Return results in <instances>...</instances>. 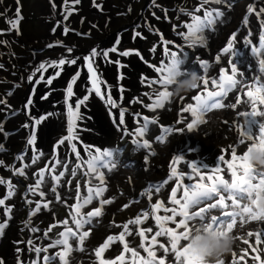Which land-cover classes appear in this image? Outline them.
<instances>
[{
	"label": "rangeland",
	"instance_id": "1",
	"mask_svg": "<svg viewBox=\"0 0 264 264\" xmlns=\"http://www.w3.org/2000/svg\"><path fill=\"white\" fill-rule=\"evenodd\" d=\"M156 1H159L156 5L162 12L163 19L167 20L169 30L171 29L175 33L182 30L180 27L182 24L191 22L190 15L186 14L183 9H188L191 15L200 16H203V12L208 10L209 6L210 10L214 8L224 12L230 10V14H234L237 10L241 11V19L237 22L238 29L235 30L239 34L237 53L232 57L233 63L237 67L242 66L241 72L245 74V79L250 83H253L249 79L252 76L262 75L264 77V74L254 70L252 60L255 58L251 50L244 47L242 43L245 38H248L254 42L253 46L258 47L259 36L264 33V27L260 23L261 20H264V16L257 17L254 13L247 12L249 5L257 7L254 5L253 0H233L226 4L209 2L204 4L202 8L201 0ZM237 1L241 2L238 6L235 5L238 3ZM52 2L53 0H20L23 20L19 24V31L17 32L16 29L11 28L9 22L16 18V0H0V100L6 101V104H0V111L3 110L0 113V122H3L5 132L9 133L7 137L0 133V144H3L5 149V152H0V160L4 161V164L0 165V180L5 181V183H0V199H5L10 190L14 191L11 198L5 199V205L0 206V222L8 219L5 215V208H12V218L8 220L9 226L5 229L4 234L0 236V259L4 261V264H18L17 248L23 250L19 253V259L23 264H28L30 260L35 259V253L28 252V248L31 247V245L26 244L28 239H31L37 247H45L50 243L49 241L60 238L58 234L65 231L66 228H72L73 231H76L73 220L75 204L80 202L81 198L87 196L89 187L100 185L98 179L85 176L80 170L79 163L81 159L84 162L83 158L87 157V148L91 147L93 154H97L95 153L96 147H99L101 151L114 149L116 152L119 149V152H116L115 155L120 159V162L117 163L118 168L111 170V172L102 170L105 174V182L100 185L105 188L102 196L95 198L90 205L82 209L84 213H87L100 206L101 200H112L111 204L103 206L102 216L94 218L93 225L86 226V230L90 228L91 231L84 246L94 247L108 235H118L123 230L122 225L128 223L129 220H134L138 214H141V211L149 207L150 203L159 201L165 207H170L171 188L176 186L175 179L163 185L159 193L152 190L151 201L148 200L147 196H141V193L148 189L149 183H161L171 175L170 165L173 155L184 156L188 160L202 162L209 165V167L215 166L220 153L212 155L206 152L205 145L211 142L210 139L214 138L221 149H228V146L234 143L233 139L238 134L235 130L236 124L243 120L233 109L214 110L207 115V123L200 126L198 131L174 132L170 135L167 142L173 141L174 143L170 147V151L168 150L170 145L167 146V142L164 144L153 143L152 150H135L133 140L142 142L144 138H147L152 143L153 138L161 134L162 127L171 126L174 121L180 120L179 126L186 128V123L190 122V119H188L189 114H183L182 116V109L177 110L179 102L172 103L171 111L166 109L151 110L148 107L155 99V96L152 95L153 88L158 87V85L149 87L146 81L158 78L159 74L155 72V67L161 66L167 60V56L163 51L165 47L164 40L170 42L167 45L170 51L180 54H182V51L189 52L186 58L183 57V65L185 66L186 63L194 65L187 67V71H196L203 74L193 55L209 58V61L211 59L210 65H215V59L211 57L217 50L215 43L220 40H228V38L217 39L214 32L207 33L208 40L212 43V50L210 53H204L201 56L202 48L190 49L187 46V41L182 37L170 35L168 29L162 33H158L154 29V26H158L157 29H159L162 26V21L154 17V12L151 10V5H154L153 0H95V3L100 5L99 8L94 6L93 0H80L79 4H73L72 0H68L67 5L64 4V0H54L56 8L52 7ZM261 2L263 3L257 7V10L261 6L264 7V0H261ZM228 4H231L230 8ZM66 7L72 11V15L68 17L67 21H64L63 13ZM197 8L201 9L200 12L195 11ZM245 16L248 17L247 24L243 22ZM138 17H140L141 22L136 29L128 26ZM181 18H183L182 21ZM231 18L232 16H230V21ZM58 21L61 22V25L56 27ZM65 25L70 29L67 35L63 34ZM54 27H56V31L53 33L52 29ZM117 27H122L124 30L109 42L111 38L108 39V36ZM182 31H186V29L184 28ZM81 33L85 35H81ZM249 33H251L250 36ZM57 41L62 43L58 44ZM117 41H119L118 44ZM48 45L53 46L48 47ZM109 46L116 47V52L103 57L102 52ZM153 47L156 48L155 52L151 51ZM68 48H72V52H68ZM93 48L100 53L95 57L94 67L97 68V74L102 81L99 85L101 96H97L94 91L88 92L91 86L90 74L87 71V65L83 57L88 56ZM124 51H129L130 55L127 57L121 55ZM60 58H67L68 60L76 58L77 63L75 65L66 63L62 68H48L47 71L42 73L44 81L39 80L41 73L35 72L38 64L58 61ZM104 58L106 59L104 60ZM228 58L230 57H225V60ZM184 66H182L183 69ZM215 66L217 67L211 70L210 75L218 71L220 65ZM58 71L60 75L53 80V84L47 85L45 81L55 76ZM77 73H79V76L76 75ZM29 76H33L32 82H29ZM73 78L76 79V83L73 85V96L69 98L67 96V84ZM209 87L211 88V86ZM198 91L192 92L187 97L198 94ZM45 93H49L48 98L41 99V96ZM30 94H32L31 98L34 103L33 105H26ZM85 95H88L89 99L84 105H81V113L85 119L76 122L77 138L71 142L65 140L63 145L59 144L60 151L56 153L54 151L55 144L67 136V107L71 104L75 108L78 99H82ZM109 95L116 102V107H112L107 103ZM21 102L24 107L22 109L20 108ZM16 109L21 111L17 116L2 118L5 112ZM121 110L124 111V125L119 124ZM106 116H108V119L104 121L103 117ZM145 116L149 120H156L157 123L150 125L145 137L141 138L136 134L135 129L142 126ZM40 117H44L41 124L35 125V119ZM225 120L229 122L227 125L224 123ZM26 122L29 125L27 128L23 127ZM18 128L20 129L17 131ZM204 133H209V135L205 136ZM31 135L39 137H37L38 139L34 145L27 143ZM72 144L76 145V151L80 153L79 159L76 158L75 153L71 152ZM35 148L39 149L41 154L39 160L37 158L35 162L30 160L28 163H22L17 168L7 166L8 161H5V159H8V157H5L6 155L11 157L28 151L33 154ZM152 151H161L159 156L161 161L157 163L160 164L159 174L155 173V178L150 171L151 168L146 169L145 165L140 163L139 157L140 154L145 155L146 152L151 153ZM242 151L243 149H239L238 154H242ZM151 158L150 154L149 160ZM226 158H230V155H226ZM124 165H127V167ZM42 167L49 170L51 175L54 176L59 175L61 172L64 173L58 182L57 192L59 198L51 192V187L57 185V182L52 178L41 185V190L45 192L43 197L39 195V192L33 195L28 191L30 187H35L37 173H39V170L42 171ZM21 168H24L25 176L17 174ZM73 169L76 170L75 175H73ZM123 169L130 171L128 178L123 176ZM177 170L178 172L181 170L190 171L183 162L177 165ZM224 175L225 178H230L227 171ZM89 180H91V183H89ZM127 180L130 182L129 185H126ZM9 182L11 189L9 188ZM185 183H188L187 179H185ZM132 186L133 191L130 190ZM26 200H31L32 203L28 204L25 202ZM36 203L41 204V212L32 217L31 224L25 227ZM44 203L48 204L47 209L43 208ZM65 206L67 210H65ZM157 214L164 215L165 213L161 209ZM167 214L170 215V213ZM62 215H66L68 219L71 215V222H68L65 216ZM65 220L68 225L59 228L58 222H64ZM109 225L113 226L109 228ZM148 226H152L154 231L158 230L153 217L138 226L129 224L130 229H135V239L131 246L138 248L141 238L135 233ZM32 227L39 230L32 232L30 230ZM257 227V222H250L243 228L238 223L233 230V235L236 237L243 236L247 231H255ZM56 228L60 230L58 231ZM49 229L51 230L49 231ZM45 231H48V238L43 235ZM148 235L151 236V234ZM131 239L133 238L126 237V240ZM158 239L162 242L164 238ZM17 241H20V243H15ZM44 243L46 244L44 245ZM70 243L73 247L76 246V241L70 240ZM249 243H254V238H249ZM246 248H248V245H245L243 240L236 239L233 251L240 252ZM114 249L122 250V244L117 242ZM59 250L61 249L49 248L48 254L51 255ZM138 250L142 256H146L143 249L138 248ZM74 253L75 255H73L77 258L87 255L86 260L83 259L84 264H88L87 258L89 256L94 258V254ZM114 254V252L109 251L105 256L106 258L114 257ZM125 255L126 258L130 257V253ZM253 255L255 253L249 250L248 264H256L255 261L251 260ZM40 256L43 257L42 254ZM231 260L232 256L229 255L225 259V264H231ZM128 264H131L130 260Z\"/></svg>",
	"mask_w": 264,
	"mask_h": 264
},
{
	"label": "snow or ice",
	"instance_id": "2",
	"mask_svg": "<svg viewBox=\"0 0 264 264\" xmlns=\"http://www.w3.org/2000/svg\"><path fill=\"white\" fill-rule=\"evenodd\" d=\"M209 2L215 4L227 3V0H201V8L204 4ZM73 4H79L80 0H72ZM156 0H153V4ZM64 4H68V0H64ZM95 7L99 8L100 5L95 3ZM52 7L56 8L54 0L52 2ZM231 7V4H228ZM200 8L195 9L196 12H200ZM167 11V10H165ZM248 13H254L257 17L264 16V7H260L257 10L253 5H249L247 8ZM72 15V11L67 7L64 9L63 19L68 20V17ZM225 15V12L219 9L205 10L203 16L200 15H190L191 22L186 23L183 27L186 31L179 32L185 41H187V46L190 49L197 48H207L208 47V36L207 33L214 32L216 30V25L218 20L220 23H225V21L220 20L221 17ZM16 18L9 21L11 28L19 31V24L23 20L21 15L20 0H16L15 9ZM245 24L248 23V17H244ZM261 26L264 27V20H261ZM61 22L58 21L56 27H59ZM56 27L52 29L53 33L56 31ZM70 29L66 25L63 27V34L67 35ZM74 31V30H73ZM81 35H85L81 33ZM139 35V33H138ZM249 36L251 33L248 34ZM58 44L62 43L57 41ZM119 41H117V44ZM170 42L166 39L164 40V53L168 57L171 53L172 57L177 56V52L170 51L167 45ZM237 43L238 34L233 32L230 39L226 41V46L222 47V50L215 54V65H220L218 71L211 73V70L215 65H210L207 58L200 57L198 55H193L196 63L200 65L202 69V85L198 91V94L191 97H178L175 99L165 100L166 93L168 92L167 78L162 72L163 63L161 66L155 67V72L159 74L158 78L146 81L149 87L153 85H158V87L153 88L152 95L155 99L149 104L151 110H168L171 111V105L173 102H179L178 111L182 109L181 115L189 114L188 119L190 122L186 123V128L180 127V120L174 121L171 126L162 127L161 134L153 138V142L150 143L149 139L144 138L142 142L139 140H133L132 143L135 146V150H152L153 143L164 144L170 135L174 132H194L198 131L200 126L207 123L206 117L209 113L214 110L221 109H238L241 105H246L247 109L244 111H238V115L243 117V123H237L235 130L238 133L237 139L233 144L228 146V149H220V155L218 156L215 166L209 167V165L198 161L188 160L184 156L173 155L171 159V175L167 177L161 183H149L148 189L141 193V196H147L148 200H152V190L159 193L163 187L169 181L175 179V187L171 188V198L170 207H165L163 203L157 201L155 203H150L149 207L144 209L141 214H138L134 220H129L128 223L122 225L123 230L119 232L118 235H108L104 240H102L98 245L94 247L86 248L85 241L90 236L91 229L86 230V226L93 225L94 218L102 216V209L105 204H111L112 200H101L100 206L95 207L94 210L84 213L82 209L90 205L92 201L101 197L105 191V188L100 186L105 182V174L102 170H111L119 167L117 164V156L113 151L109 149H104L101 151L99 147H96L95 153L91 147L87 148L88 159L84 161L86 163L85 176L91 177L93 179H98L100 185H94L87 189V196L80 199V202L75 204V216L73 217L74 223L76 225V231L72 228H66L65 231L60 232L58 236L60 238L50 241V243L45 247H37L31 239L26 241L27 245H31L28 248V252L35 253V259H32L28 264H84L83 258H77L73 256V252H80L85 254H94V258L88 261V264H188L187 257H182L181 253L185 250L181 246L182 241H186L187 236L193 230H199L200 227L205 228H215V229H227L233 231L237 224L243 228L250 222H260V226L257 227L255 231H247L245 235L236 237V239L243 240L248 248L242 249L240 252L233 251L231 253L232 260L231 264H248L249 250L255 255L251 256V260L255 261L256 264H264V219L256 217L252 218V214L248 217L240 216L236 211L237 208L245 209L246 203L251 192L247 191L245 186H241L239 190H234L228 186V182L234 178L243 174L244 169V155L238 154L239 149H245L249 147L250 143H256L260 140H264V77L262 76H252L249 79L253 83H249L245 79V74L239 70L235 63H233L232 57L237 53ZM243 46L249 48L253 57L258 58L259 72L264 74V33L259 36V46H253L254 42L251 39L245 38L243 41ZM53 45H48L52 47ZM116 47L111 49L112 52H116ZM68 52H72V48L67 49ZM151 51L155 52L156 48L153 47ZM139 54V53H137ZM100 55L95 48H93L88 56L83 57L87 65V71L90 74L91 88L88 92H95L97 96H101L100 80L97 74V68L94 67L95 57ZM103 57L108 56V51L102 52ZM121 55L127 57L130 55L129 51H124ZM182 57H187L189 55L188 51H182ZM225 57H230L225 60ZM223 61V63H222ZM66 63L75 65L77 59L73 58L68 60L67 58H60L58 61H50L39 63L35 69L36 73H41L39 80L44 81L43 72L47 71L48 68H62ZM119 63V61H117ZM35 75V73H34ZM60 75V72H56L55 76L48 78L45 83L47 85H52L53 80ZM79 76V73L76 74ZM210 76V78H209ZM29 82H32L33 76L28 77ZM76 83V79L73 78L70 83L67 84V96L71 98L73 96V85ZM211 86V88L209 87ZM240 93V96H232L230 94ZM34 94V92H33ZM11 95V93H9ZM27 99L26 105H33L34 101L31 98ZM49 93H45L41 96V99H47ZM89 99L88 95H85L82 99H78L75 104V108L71 104L67 107V136L59 141V144L63 145L65 140L71 142L77 138V124L78 120L83 121L85 117L81 113V105ZM151 99V97H149ZM191 101V102H189ZM107 103L112 107H116V102L112 99L111 95L108 96ZM0 104H6L5 100H0ZM167 105V108H166ZM44 117L35 119V125H40ZM124 111L121 110L119 114V124L124 125ZM156 120H149L147 116L143 118L142 126L135 129L136 134L143 138L149 131L150 125L156 124ZM227 125L229 122L224 121ZM23 127H29L28 124L23 125ZM255 128V130H254ZM0 133H3L5 137L9 133L5 132L3 122H0ZM205 136L209 133H204ZM36 135H31L27 143L29 145H34L36 143ZM0 151H5L4 145L0 144ZM71 152L75 153L77 159L80 158V153L76 151V145H71ZM155 155L156 153L152 151L151 153H145V162L148 161L149 155ZM226 155H230V158H226ZM21 159V157H17ZM181 162L184 163L187 169L190 171H179L177 170V165ZM4 161L0 160V165H3ZM127 167V165H124ZM225 171L229 174L230 178H225ZM76 170L73 169V175H75ZM20 176H25V170L23 168L19 169L17 172ZM64 175L63 172L59 175L53 176L52 180L57 182L56 186L51 187V192L56 194L59 198V193L57 192L58 182L60 177ZM44 171L37 173V179L35 182V187H30L28 189L33 195L39 192V195L43 197L45 192L41 190V185L44 183ZM187 179L188 183H185ZM246 180H251L255 184H264V172H253L251 176H246ZM0 183H5V181L0 180ZM91 183V180H89ZM9 188L11 189V184L9 182ZM95 189V190H94ZM200 190V191H197ZM195 193V195H191ZM14 195V191L10 190L5 199L11 198ZM5 199H0V206L5 205ZM31 204V200L25 201ZM43 208L47 209L48 204L44 203ZM161 209H163L164 215L157 214ZM214 211L217 214H213ZM41 212V204L36 203L35 209L29 215V219L25 224L28 227L32 222V217L36 216L37 213ZM12 213V208H5V215L8 217L7 220L0 222V236L8 228V220H10ZM167 213H170L167 214ZM143 217V219L141 218ZM150 217L155 220L156 229L152 226L147 228H141L135 235L141 238V242L138 245L139 249H143L146 256H142L137 247L131 246L134 243V231L135 229H130L129 224L133 226H138L148 221ZM67 225V221L63 222ZM172 225V226H169ZM113 225H109L111 228ZM119 226V225H117ZM32 232H37L39 229L32 227L30 229ZM51 229H49L50 231ZM148 234H151L149 237ZM44 237L48 238V231L44 232ZM126 237H132L131 240H126ZM158 238H164L163 241ZM249 238H254V243H249ZM70 240L76 241V246L70 243ZM117 242L122 244V250H117L113 248ZM17 244L20 241L15 242ZM260 246L259 248L257 246ZM158 246V248H157ZM186 247V245H185ZM49 248H59L61 250L54 252L49 255ZM158 250L160 255L158 256ZM23 251L20 248L16 249L18 264H23L19 259V253ZM109 251L114 252V257L106 258L105 254ZM44 253L41 261V253ZM126 253H130V257L126 258ZM0 264H4V261L0 259ZM218 264H225V260H221Z\"/></svg>",
	"mask_w": 264,
	"mask_h": 264
},
{
	"label": "clouds",
	"instance_id": "3",
	"mask_svg": "<svg viewBox=\"0 0 264 264\" xmlns=\"http://www.w3.org/2000/svg\"><path fill=\"white\" fill-rule=\"evenodd\" d=\"M183 11L191 15L188 9ZM182 62L183 57L180 53H177L176 57H172L169 53L167 60L163 63L162 72L167 78L168 86V92L163 97L165 100L186 97L201 88L202 74L183 69ZM242 155H244L243 174L230 180L228 186L239 190L243 185L252 195L246 203V208H237L236 211L243 217L252 214L253 219L256 217L264 219V184H255L245 179L254 171L264 172V140L250 143ZM235 245L236 236L233 235V231L200 227L199 230H193L186 241L181 242V246L185 249L181 255L187 257L188 264H218L219 261L231 255Z\"/></svg>",
	"mask_w": 264,
	"mask_h": 264
},
{
	"label": "bare ground",
	"instance_id": "4",
	"mask_svg": "<svg viewBox=\"0 0 264 264\" xmlns=\"http://www.w3.org/2000/svg\"><path fill=\"white\" fill-rule=\"evenodd\" d=\"M231 2H232V0H231ZM238 3H234L235 5H239L241 2L240 1H237ZM253 2H254V5L255 6H260V4L261 3H263V2H261V0H253ZM233 4V3H232ZM233 4V5H234ZM248 4V3H247ZM221 7V6H220ZM236 7V6H235ZM256 7V8H257ZM262 7V6H261ZM238 9V8H237ZM235 10V9H234ZM245 10V9H244ZM238 11V12H237ZM234 14L232 13V14H230V10H226L225 11V15L223 16V17H221L220 18V20H223V21H226L225 23H220V21L218 20V22H217V25H216V30L214 31V34H215V36H216V38L217 39H224V37L226 38H228V39H230V37H231V34H232V32H234L235 30H237L238 29V27H237V22H238V20H240L241 19V11H239V10H237ZM245 12V11H244ZM230 16H232V18H231V21H230ZM237 19V20H236ZM236 20V21H235ZM229 21H230V23H229ZM239 25V24H238ZM239 34V33H238ZM226 41L227 40H223V41H218L217 43H215L216 45V48H217V50L215 51V54L218 52V51H220V50H222V47H224V46H226ZM198 49V48H197ZM202 50L203 51H201L202 53H200V55L201 56H203L204 55V53H210L211 52V50H212V43L211 42H209V40H208V47L207 48H202ZM215 54L213 55L212 54V58L214 59V57H215ZM206 55V54H205ZM205 58V57H204ZM255 59L254 60H252L253 62V64H254V70L255 71H259V66H258V62H257V60H258V58H256V57H254ZM208 60H209V58H208ZM211 63V59H210V61H209V64ZM243 64V63H242ZM192 65H194V64H191V65H189V63H186V65L184 66V65H182V66H184V69L186 70L187 69V67H192ZM213 65V64H212ZM215 67H217V66H215ZM215 67H213L212 69H214ZM239 67V70L240 71H242V66H238ZM246 71V70H245ZM256 74V73H255ZM254 74V75H255ZM260 74V73H259ZM249 76V75H248ZM247 76V77H248ZM255 76H257V75H255ZM259 76V75H258ZM262 76V75H261ZM250 83V82H249ZM241 94L240 93H233V94H230V98L232 97V96H240ZM247 109V107H246V105H241V106H239V108L238 109H233L234 111H236V113H238V111H244V110H246ZM248 110V109H247ZM250 110V109H249ZM106 111V110H105ZM223 111V110H222ZM221 111V112H222ZM225 111V110H224ZM232 111V110H231ZM221 114V113H220ZM234 115H236V114H234ZM215 116V115H214ZM219 118V117H218ZM220 119H223V118H220ZM242 119H244L243 117H242ZM229 120V119H228ZM171 121H173V120H171ZM170 121V122H171ZM240 123H243V120H241V122ZM169 125V124H168ZM161 133V132H160ZM211 134V133H210ZM234 134V133H233ZM237 135L238 134H236V136H235V139H233V141L235 142L236 141V139H237ZM170 137V136H169ZM202 137V136H201ZM210 141L211 142H209V143H207L205 146L206 147H204V149H205V151L206 152H209L210 154H219L220 153V145L218 144V142L213 138V139H210ZM167 142V141H166ZM168 144H167V146L168 145H170L169 147H168V150L170 151V147H172V145L174 144L173 143V141H169V142H167ZM205 144V143H204ZM221 144H223V143H221ZM163 149V148H162ZM203 149V150H204ZM159 150V149H158ZM176 150V149H175ZM155 155H151L152 156V158L149 160L148 159V161L147 162H145V159H144V157H145V155L144 154H140L139 155V157H140V163L141 164H143V165H145V167H146V169H149V168H151L150 169V171L153 173V176H154V178H155V173H157V174H159V167H160V164H157V163H159L161 160L159 159V156H160V154H161V151H155ZM167 153H169V152H167ZM165 155V154H164ZM158 158V159H157ZM135 161V160H134ZM137 161V160H136ZM149 165V166H148ZM132 169V168H131ZM154 169H155V171H154ZM123 171V176H127V178L129 177V175H130V171L129 170H127V169H123L122 170ZM119 173V172H118ZM121 174V173H120ZM118 176V175H117ZM124 179V178H123ZM130 184V182H128V180L126 181V185H129ZM167 189V188H166ZM165 189V190H166ZM130 190H132L133 191V186L131 187V189ZM142 210V209H141ZM142 212V211H141ZM213 214H217L215 211H214V213ZM119 215V214H118ZM142 219H143V217H141ZM260 225V222H257V226H259ZM92 234V233H91ZM93 237V236H92ZM98 238V237H97ZM99 241V240H98ZM85 243H87V241H85ZM86 248H88L87 247V245H86ZM113 248H114V245H113ZM157 248H158V246H157ZM55 249V248H54ZM75 255V253L73 252L72 253V255ZM85 254V253H84ZM161 253H160V251L158 250V256L160 255ZM73 255V256H74ZM83 259H85L86 260V257H87V255L85 256V255H82L81 256ZM90 259H92V256H89L88 258H87V261H89Z\"/></svg>",
	"mask_w": 264,
	"mask_h": 264
},
{
	"label": "flooded vegetation",
	"instance_id": "5",
	"mask_svg": "<svg viewBox=\"0 0 264 264\" xmlns=\"http://www.w3.org/2000/svg\"><path fill=\"white\" fill-rule=\"evenodd\" d=\"M229 1H231V0H227V2L229 3ZM233 1V0H232ZM157 2H159V1H156V3ZM156 3L154 4V5H151V10L154 12V17H156V18H158V19H160L161 21H162V26H160L159 27V29H157L158 28V26H154V29L158 32V33H162V32H164V31H166L167 29H168V31H169V33H170V35L171 34H173L174 36H178V37H181L180 35H178V33H175L173 30H169V27L167 26L168 25V22H167V20H165V19H163V15H162V12L160 11V9L157 7V5H156ZM208 10H210V6H209V8H208ZM183 20V18H181V21ZM141 21H140V17H138L135 21H133V23L132 24H130V25H128V26H130L131 28L132 27H135V29L138 27V24L140 23ZM183 25L184 24H182L180 27L182 28V30H184V28H183ZM124 30V28H122V27H117L116 29H114L113 30V32L108 36L109 38L108 39H110L109 40V42L112 40V39H114V38H116L117 37V35L121 32V31H123ZM180 31V32H183V31ZM135 35V34H134ZM107 39V40H108ZM103 41H105V40H103ZM108 42V43H109ZM92 47H93V45H92ZM100 47V46H99ZM111 49H112V47H107V51H108V54H112L113 52L111 51ZM111 56V55H110ZM32 58H34V57H32ZM106 58H104V60H105ZM183 62H184V60H183ZM182 62V65L184 64ZM146 63H148V62H146ZM34 69H35V67H34ZM105 69V68H104ZM90 88H91V86H90ZM20 108L22 109V108H24L23 107V103L21 102L20 103ZM3 111V110H2ZM2 111H0V113L2 112ZM19 112L21 113V111H19L18 109H16V110H12V111H10V112H5V115H3L2 116V118H7V116L8 117H10V116H17V114H19ZM103 119H104V121L105 120H107L108 119V116H106V117H103ZM139 120V119H138ZM26 124H27V122H26ZM22 127V126H21ZM20 128H18L17 129V131L19 130ZM38 137V136H37ZM39 138V137H38ZM37 138V139H38ZM78 145V144H77ZM55 152L56 153H58L59 151H60V145H59V143H56L55 144ZM32 150H33V148H32ZM109 150H111V151H113L114 152V154L116 153V152H119V149H117L116 150V152L114 151V149H109ZM1 153L2 152H5V151H0ZM40 153H39V149H37V148H35V151H34V153L33 154H31L29 151L28 152H26V153H22V154H20V155H13V156H11V157H9V155H6L5 157H8V159H5V161L7 160L8 161V167H20L21 166V164L22 163H28V161H32V162H35L36 161V158H37V160H39L40 158ZM21 157V159H17V157ZM117 156V155H116ZM89 157H88V155H87V157H84L83 158V161H86L87 159H88ZM117 163L118 162H120V159H119V157L117 156ZM44 158L42 157V160H43ZM83 165H82V164ZM79 167H80V170L83 172V173H85V171L87 170V168H86V163H84V162H82V159H81V162L79 163ZM133 168H134V166H133ZM24 169V168H23ZM42 169V171H44V173H45V176H44V183L43 184H45V182L46 181H48L50 178H52L54 175H51V172L49 171V170H46L44 167H42L41 168ZM105 171H106V169H105ZM39 172H40V170H39ZM65 210H67V207L65 206ZM63 214H64V212H63ZM67 215V214H66ZM66 215H62V216H65V219H67L68 220V222H71V215H69V219L67 218V216ZM58 227L59 228H64V226H67V225H65L64 223H63V221H60V222H58ZM69 227V226H68ZM56 229H58V228H56ZM60 229H58V231H59ZM50 242V241H49ZM46 243H44V245H45ZM42 255H44V253L42 252L41 253ZM42 259V258H41ZM42 261V260H41Z\"/></svg>",
	"mask_w": 264,
	"mask_h": 264
}]
</instances>
